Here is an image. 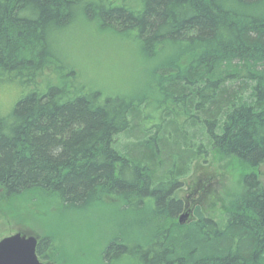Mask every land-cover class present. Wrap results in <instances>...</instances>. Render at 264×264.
<instances>
[{"label":"trees","instance_id":"1","mask_svg":"<svg viewBox=\"0 0 264 264\" xmlns=\"http://www.w3.org/2000/svg\"><path fill=\"white\" fill-rule=\"evenodd\" d=\"M77 25L134 43L139 97L105 95L71 69L58 39ZM0 86L19 91L0 105V217L31 228L29 212L47 217L52 202L121 204L139 242L115 237L107 263L264 264V0H0ZM122 134L135 140L119 149ZM200 163L237 187L221 221L196 207L181 226L176 192ZM206 192L214 212L221 198ZM19 199L26 212L7 213ZM53 247L41 236L39 259L56 264Z\"/></svg>","mask_w":264,"mask_h":264},{"label":"rangeland","instance_id":"2","mask_svg":"<svg viewBox=\"0 0 264 264\" xmlns=\"http://www.w3.org/2000/svg\"><path fill=\"white\" fill-rule=\"evenodd\" d=\"M58 46L71 69L80 76L81 80L87 82L88 87L100 88L105 95L133 90V95L139 97L143 92L146 84L145 62L129 39L116 35L114 31L107 33L97 31L93 27L77 25L62 34L58 39ZM18 93L14 86H0L1 108H9L17 99ZM134 140L132 135L122 134L116 142L119 149H124L125 145ZM219 165L211 164L210 167L202 163L198 166L191 165L190 173L181 180L180 188L176 192L177 198L182 202V209L176 218L190 213L188 222H191L195 219L193 212L198 207L208 210L215 219L222 220L220 215L221 206L224 204L222 200L224 193L237 185L230 175L220 170ZM260 179L264 182V166L260 167ZM207 189L217 192L221 198L214 208L215 213L209 210L206 201ZM52 203L54 209L51 208L52 213L47 217L36 219L35 213L29 212L26 224L31 228L17 226L22 223L13 222L9 215L6 218L0 217V239L17 231L33 232L42 237L49 236L54 241V247L49 250V254L56 264L135 263L131 257L118 263L113 260L107 263L103 255L104 248L114 241L115 237L120 239L123 236L130 241L137 239L136 241L139 242L136 229L129 228L138 218L132 208L112 203L87 212L77 208L62 210L56 203ZM6 207L7 213L9 210L23 213L26 212L27 204L23 199H19L7 204ZM142 217L147 220L149 215L143 213ZM35 228H40L41 231ZM146 232H148L147 227Z\"/></svg>","mask_w":264,"mask_h":264},{"label":"water","instance_id":"3","mask_svg":"<svg viewBox=\"0 0 264 264\" xmlns=\"http://www.w3.org/2000/svg\"><path fill=\"white\" fill-rule=\"evenodd\" d=\"M188 214L181 215L178 224L183 225ZM38 237L33 233L18 231L0 239V264H42L36 257Z\"/></svg>","mask_w":264,"mask_h":264}]
</instances>
